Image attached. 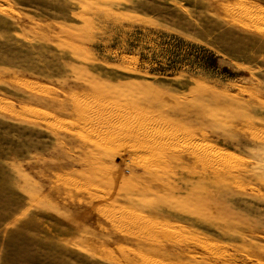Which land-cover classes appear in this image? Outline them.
<instances>
[{"label": "rangeland", "instance_id": "obj_1", "mask_svg": "<svg viewBox=\"0 0 264 264\" xmlns=\"http://www.w3.org/2000/svg\"><path fill=\"white\" fill-rule=\"evenodd\" d=\"M0 264H264V0H0Z\"/></svg>", "mask_w": 264, "mask_h": 264}]
</instances>
